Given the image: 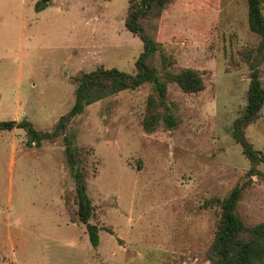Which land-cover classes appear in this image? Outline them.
I'll return each mask as SVG.
<instances>
[{"label": "rangeland", "instance_id": "obj_1", "mask_svg": "<svg viewBox=\"0 0 264 264\" xmlns=\"http://www.w3.org/2000/svg\"><path fill=\"white\" fill-rule=\"evenodd\" d=\"M38 1L0 0V121L48 131L75 102L72 77L99 66L135 73L143 43L125 27L131 0H52L37 12ZM157 39L162 80L192 69L205 83L196 94L168 84L172 127L144 130L156 96L146 84L87 107L67 128L102 228L97 249L65 205L75 182L63 137L37 148L23 130L0 131V264H211L220 214L211 201L250 179L239 214L248 226L264 222V176H249L232 137L250 84L244 55L255 57L261 41L247 0H174ZM260 70L264 87V61ZM246 134L264 153V108Z\"/></svg>", "mask_w": 264, "mask_h": 264}, {"label": "trees", "instance_id": "obj_2", "mask_svg": "<svg viewBox=\"0 0 264 264\" xmlns=\"http://www.w3.org/2000/svg\"><path fill=\"white\" fill-rule=\"evenodd\" d=\"M51 1L39 0L35 10L40 12ZM173 1L131 0L125 27L143 43V52L135 63V73L99 66L91 72L81 71L72 77L71 82L75 85V102L51 130H38L27 119L19 122L0 121V131L23 130L27 135L29 147L40 148L44 142L53 143L63 137L66 161L75 182L74 194L67 192L65 195V205L71 221L85 226L89 242L94 249L100 245L102 228L91 222L94 217V206L88 196L87 169L83 164L82 150L76 145V139L66 135L67 128L85 112L87 107L121 92L136 90L150 84L156 96L150 95L148 98L147 115L143 127L146 132L152 133L162 120L170 127L174 125L171 115L166 114L169 83H176L187 94H196L205 89L203 77L196 70L185 69L176 74L168 73L167 78L162 80L158 67L155 66L156 55L164 53L163 45L157 39L159 21ZM247 2L250 30L258 35L261 41L255 57L251 53L244 55L251 67L250 84L246 107L233 123L232 137L252 166L249 176L263 177L264 174L258 167L264 165V153L255 149L247 137L246 130L258 121L264 108V87L260 70V65L264 61V13L262 0H247ZM166 68L167 64L164 63V69ZM163 109L164 112H162ZM251 181L250 179L237 185L224 198H214L211 201L212 205L220 211L214 241L207 252V259L211 264H264V222L248 226L238 210ZM72 197H74L73 200ZM109 232L113 234L112 231L109 230Z\"/></svg>", "mask_w": 264, "mask_h": 264}, {"label": "crops", "instance_id": "obj_3", "mask_svg": "<svg viewBox=\"0 0 264 264\" xmlns=\"http://www.w3.org/2000/svg\"><path fill=\"white\" fill-rule=\"evenodd\" d=\"M55 2H52V4H54Z\"/></svg>", "mask_w": 264, "mask_h": 264}]
</instances>
